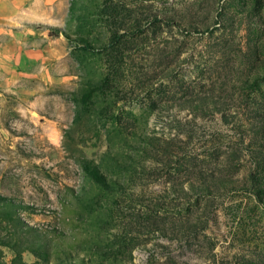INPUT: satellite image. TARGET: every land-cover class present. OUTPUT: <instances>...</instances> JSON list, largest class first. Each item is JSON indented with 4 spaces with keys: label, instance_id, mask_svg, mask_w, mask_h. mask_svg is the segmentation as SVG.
Here are the masks:
<instances>
[{
    "label": "rangeland",
    "instance_id": "374dc122",
    "mask_svg": "<svg viewBox=\"0 0 264 264\" xmlns=\"http://www.w3.org/2000/svg\"><path fill=\"white\" fill-rule=\"evenodd\" d=\"M0 264H264V0H0Z\"/></svg>",
    "mask_w": 264,
    "mask_h": 264
},
{
    "label": "trees",
    "instance_id": "16d2710c",
    "mask_svg": "<svg viewBox=\"0 0 264 264\" xmlns=\"http://www.w3.org/2000/svg\"><path fill=\"white\" fill-rule=\"evenodd\" d=\"M2 204H3V206H7V207H11V206H12V204L7 203V202H3ZM4 208H5V207H4ZM6 209H7V208H6Z\"/></svg>",
    "mask_w": 264,
    "mask_h": 264
}]
</instances>
